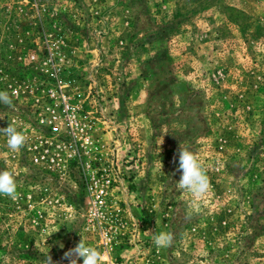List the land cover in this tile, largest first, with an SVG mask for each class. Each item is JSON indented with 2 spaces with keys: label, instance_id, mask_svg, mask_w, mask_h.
I'll return each instance as SVG.
<instances>
[{
  "label": "rangeland",
  "instance_id": "obj_1",
  "mask_svg": "<svg viewBox=\"0 0 264 264\" xmlns=\"http://www.w3.org/2000/svg\"><path fill=\"white\" fill-rule=\"evenodd\" d=\"M10 84L0 128L26 143L0 133L18 192L0 196V264H68L80 240L101 264H264V0H0ZM43 146L53 166L32 162ZM179 146L209 179L201 198L178 186ZM101 173L107 206L91 219Z\"/></svg>",
  "mask_w": 264,
  "mask_h": 264
},
{
  "label": "clouds",
  "instance_id": "obj_2",
  "mask_svg": "<svg viewBox=\"0 0 264 264\" xmlns=\"http://www.w3.org/2000/svg\"><path fill=\"white\" fill-rule=\"evenodd\" d=\"M0 103L11 107L12 98L6 91H0ZM7 138V147L12 151H19L26 143V136L22 131L9 124L5 128H0ZM178 171L181 175L178 180V186L182 190L189 191L193 196L201 198L210 190L209 179L197 159L196 155L188 148L179 146L178 149ZM0 196L10 199H17V182L13 172L9 170H0ZM95 216L101 215L99 211L93 213ZM173 235L167 232H160L153 237V243L158 248H167L172 245ZM64 259L68 264H101V253L94 247L88 246L82 240L74 247L64 253ZM45 264H54L52 257L47 254Z\"/></svg>",
  "mask_w": 264,
  "mask_h": 264
},
{
  "label": "built area",
  "instance_id": "obj_3",
  "mask_svg": "<svg viewBox=\"0 0 264 264\" xmlns=\"http://www.w3.org/2000/svg\"><path fill=\"white\" fill-rule=\"evenodd\" d=\"M29 58L33 59L34 55L30 54ZM55 84L58 88H61V85H65L61 83V81L57 77H55ZM51 90L52 89L48 90V94L52 95L53 93ZM8 92L11 97L16 98L19 95V87L16 84H10ZM61 105L62 111L65 113L64 119L66 121V125L72 130V122L74 119V107L67 101V99L65 100L64 97L62 98ZM40 121H42V119H40ZM51 130L55 131L57 130V127L55 125H52ZM36 145V143H33L31 147L36 148ZM55 160L56 158H53L51 155H49L48 147L44 146L41 148V151L40 149H37L36 152L32 155V162L41 166H53L56 162ZM109 183L110 178L106 177L104 173H101L98 176L92 174V176L90 177L87 186L89 196L86 211L88 212V216L91 219H97L99 217L93 214L95 211H99V213L102 214L104 209L106 208V198L108 194Z\"/></svg>",
  "mask_w": 264,
  "mask_h": 264
},
{
  "label": "trees",
  "instance_id": "obj_4",
  "mask_svg": "<svg viewBox=\"0 0 264 264\" xmlns=\"http://www.w3.org/2000/svg\"><path fill=\"white\" fill-rule=\"evenodd\" d=\"M1 213H0V218H1ZM4 252V247L0 245V254H2ZM31 258V257H30ZM33 259V258H32Z\"/></svg>",
  "mask_w": 264,
  "mask_h": 264
}]
</instances>
